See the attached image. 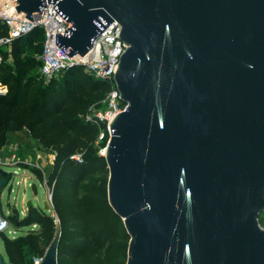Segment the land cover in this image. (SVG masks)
I'll list each match as a JSON object with an SVG mask.
<instances>
[{
	"label": "water",
	"instance_id": "obj_1",
	"mask_svg": "<svg viewBox=\"0 0 264 264\" xmlns=\"http://www.w3.org/2000/svg\"><path fill=\"white\" fill-rule=\"evenodd\" d=\"M45 4L17 0L16 9L33 20ZM53 8L72 22L56 33L68 56L113 19L121 26L114 80L126 108L110 123L104 157L108 202L129 235L125 264H264V0ZM59 238L58 225L39 264H58Z\"/></svg>",
	"mask_w": 264,
	"mask_h": 264
},
{
	"label": "trees",
	"instance_id": "obj_2",
	"mask_svg": "<svg viewBox=\"0 0 264 264\" xmlns=\"http://www.w3.org/2000/svg\"><path fill=\"white\" fill-rule=\"evenodd\" d=\"M5 33L0 24V36ZM43 39L36 27L0 51V83L6 86L0 94V150L9 133L25 131L55 153L46 178L53 213L31 206L23 216L16 208L3 214L16 227L36 225L14 238L0 232L5 260L33 264L59 225L58 264H125L129 235L108 202V167L96 145L99 127L85 118L90 106H101L110 86L80 65L46 81L38 72Z\"/></svg>",
	"mask_w": 264,
	"mask_h": 264
},
{
	"label": "built area",
	"instance_id": "obj_3",
	"mask_svg": "<svg viewBox=\"0 0 264 264\" xmlns=\"http://www.w3.org/2000/svg\"><path fill=\"white\" fill-rule=\"evenodd\" d=\"M57 2H47L41 9V12L32 13V18L26 17V14L17 11V0H0V24L4 25L6 33L0 36V51L5 50L11 45L14 39L21 37L32 31L36 27L43 30V46L42 52L38 56L40 66L38 72L50 79L57 77L66 69L80 65L84 71L90 76L105 80L110 89L101 104L106 103L104 109L100 107L90 106L85 118L93 121L98 127V138L104 139L111 136L110 123L117 115L126 108V104L120 100L119 91L114 80L115 71L118 62L123 53L126 44L120 38L121 26L116 20H112L106 28L100 32L93 40L92 46L82 55L68 54L56 43V33H64L67 27L72 26L71 21H66L54 8ZM6 46L5 49H1ZM2 55L0 53V63ZM6 86L0 83V94L5 93ZM104 126V128H102ZM106 144L99 149V154L104 156L106 153ZM79 160L80 154L74 156ZM10 226L9 220L0 214V232L5 231ZM41 258H33V264H39Z\"/></svg>",
	"mask_w": 264,
	"mask_h": 264
},
{
	"label": "rangeland",
	"instance_id": "obj_4",
	"mask_svg": "<svg viewBox=\"0 0 264 264\" xmlns=\"http://www.w3.org/2000/svg\"><path fill=\"white\" fill-rule=\"evenodd\" d=\"M2 46L1 49H5ZM8 46L5 50H9ZM44 77V76H43ZM47 81L48 79L44 77ZM106 103L101 104L100 109H104ZM103 142V144H102ZM107 138L99 139L97 135L96 145L101 150L106 144ZM54 151L43 147L36 139L30 137L27 132L9 133L7 144L0 150V169L7 172L6 176L0 175L4 180L0 185V214L7 215L13 208H16L21 216L26 213V202L31 200L32 206L42 209V197L48 200L51 192L46 184V178L52 168ZM35 169V170H34ZM41 172L43 179H39L37 171ZM23 193L25 198L22 199ZM52 212V208L50 210ZM261 225H264V212L259 215ZM35 224L24 227H16L10 224L5 230L7 235L18 236L25 234L29 229H34ZM3 241L0 238V256L4 257Z\"/></svg>",
	"mask_w": 264,
	"mask_h": 264
},
{
	"label": "crops",
	"instance_id": "obj_5",
	"mask_svg": "<svg viewBox=\"0 0 264 264\" xmlns=\"http://www.w3.org/2000/svg\"><path fill=\"white\" fill-rule=\"evenodd\" d=\"M25 193H23V197H22V199H24L25 198ZM14 237H16V236H12V238H14ZM4 253H5V251H4ZM4 259H6V254H4Z\"/></svg>",
	"mask_w": 264,
	"mask_h": 264
},
{
	"label": "flooded vegetation",
	"instance_id": "obj_6",
	"mask_svg": "<svg viewBox=\"0 0 264 264\" xmlns=\"http://www.w3.org/2000/svg\"><path fill=\"white\" fill-rule=\"evenodd\" d=\"M264 226V225H263Z\"/></svg>",
	"mask_w": 264,
	"mask_h": 264
}]
</instances>
